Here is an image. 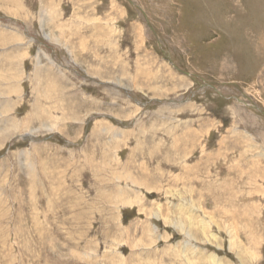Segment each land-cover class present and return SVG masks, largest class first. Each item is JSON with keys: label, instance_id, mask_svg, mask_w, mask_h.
Returning <instances> with one entry per match:
<instances>
[{"label": "rangeland", "instance_id": "1", "mask_svg": "<svg viewBox=\"0 0 264 264\" xmlns=\"http://www.w3.org/2000/svg\"><path fill=\"white\" fill-rule=\"evenodd\" d=\"M0 264H264V0H0Z\"/></svg>", "mask_w": 264, "mask_h": 264}, {"label": "bare ground", "instance_id": "2", "mask_svg": "<svg viewBox=\"0 0 264 264\" xmlns=\"http://www.w3.org/2000/svg\"><path fill=\"white\" fill-rule=\"evenodd\" d=\"M55 7V6H54ZM79 17V16H78ZM75 20V19H74ZM5 22V21H4ZM36 31V30H35ZM13 44V43H12ZM7 50V49H6ZM32 60V59H31ZM110 67V66H109ZM110 72V71H109ZM96 104V103H95ZM104 131V130H103ZM116 139V138H115ZM109 170V169H108ZM174 197V196H173ZM204 197V196H203ZM241 199V198H240ZM85 200V199H84ZM124 205V204H123ZM128 205V204H127ZM242 213V212H241ZM150 246V245H149ZM132 258V257H131Z\"/></svg>", "mask_w": 264, "mask_h": 264}]
</instances>
